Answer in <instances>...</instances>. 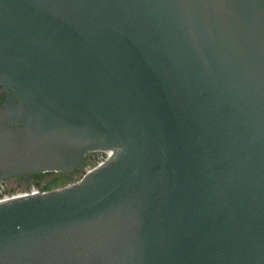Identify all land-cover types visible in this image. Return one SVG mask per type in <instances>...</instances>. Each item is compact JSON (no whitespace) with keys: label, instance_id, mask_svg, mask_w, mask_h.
<instances>
[{"label":"water","instance_id":"obj_1","mask_svg":"<svg viewBox=\"0 0 264 264\" xmlns=\"http://www.w3.org/2000/svg\"><path fill=\"white\" fill-rule=\"evenodd\" d=\"M0 91V264H264V0H0Z\"/></svg>","mask_w":264,"mask_h":264},{"label":"flooded vegetation","instance_id":"obj_2","mask_svg":"<svg viewBox=\"0 0 264 264\" xmlns=\"http://www.w3.org/2000/svg\"><path fill=\"white\" fill-rule=\"evenodd\" d=\"M3 98H4V92L0 91V103L2 102ZM99 152L102 154V151H101V150H99ZM99 152L96 151V152L94 153L96 157H99V156L101 155ZM10 176H12V175H10ZM56 176H59V177H58L59 179L66 180V181H68V180L71 179L70 177H67V176H64V175H54L51 179H49V180H48V181L42 186L41 190L50 188V183H51V181H52L53 179L56 178ZM7 177H9V176H7ZM4 178H6V177H4ZM1 179H3V178H1ZM1 179H0V180H1ZM57 185H58V184H56V186H57ZM30 186H32L30 180L25 179V178H23V179H19V180H17L16 183L13 185L11 191L28 189ZM56 186H55V187H56Z\"/></svg>","mask_w":264,"mask_h":264},{"label":"built area","instance_id":"obj_3","mask_svg":"<svg viewBox=\"0 0 264 264\" xmlns=\"http://www.w3.org/2000/svg\"><path fill=\"white\" fill-rule=\"evenodd\" d=\"M102 151V155L103 156H108L110 151L108 149H104L101 150ZM102 155L99 156V161H103L105 159V157H103ZM39 191H42L41 189ZM37 190H34L33 186H30L28 189H23V190H15V191H11L9 197L4 198V199H9V198H13V197H17V196H21V195H25V194H30V193H35V192H39Z\"/></svg>","mask_w":264,"mask_h":264},{"label":"rangeland","instance_id":"obj_4","mask_svg":"<svg viewBox=\"0 0 264 264\" xmlns=\"http://www.w3.org/2000/svg\"><path fill=\"white\" fill-rule=\"evenodd\" d=\"M97 160L99 161V157H97ZM51 179V178H50ZM77 178H71L70 180H68V181H66V180H59L58 181V185L57 186H61V185H64V184H66V183H69V182H71V181H73V180H76Z\"/></svg>","mask_w":264,"mask_h":264},{"label":"trees","instance_id":"obj_5","mask_svg":"<svg viewBox=\"0 0 264 264\" xmlns=\"http://www.w3.org/2000/svg\"><path fill=\"white\" fill-rule=\"evenodd\" d=\"M58 177H59V176H56V178L53 179V180L51 181V183H50V188L55 187L56 184L58 183V181L61 180V179H59Z\"/></svg>","mask_w":264,"mask_h":264}]
</instances>
